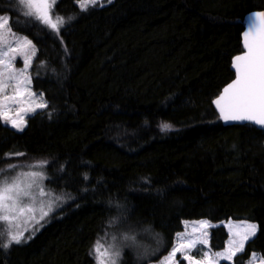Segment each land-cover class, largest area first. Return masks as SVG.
<instances>
[{"label": "trees", "instance_id": "obj_1", "mask_svg": "<svg viewBox=\"0 0 264 264\" xmlns=\"http://www.w3.org/2000/svg\"><path fill=\"white\" fill-rule=\"evenodd\" d=\"M261 9L264 0H111L81 11L59 0L57 35L0 0V17L35 46L31 85L47 103L22 131L0 119V178L42 164L66 200L31 239L0 246V264H97L92 247L111 236L128 244L118 264H148L186 221L214 224L217 252L228 220L257 228L232 263L264 258V131L223 125L211 104L233 79L244 16Z\"/></svg>", "mask_w": 264, "mask_h": 264}, {"label": "snow or ice", "instance_id": "obj_2", "mask_svg": "<svg viewBox=\"0 0 264 264\" xmlns=\"http://www.w3.org/2000/svg\"><path fill=\"white\" fill-rule=\"evenodd\" d=\"M57 0H18L19 5L26 9L25 14L32 17L50 31L57 35L66 23L61 16L54 15L53 9ZM111 3V0H107ZM81 11H87L90 5L95 6L97 0H77ZM69 21L72 19L68 18ZM11 37V39H9ZM245 52L238 55L233 60L236 78L223 89L222 94L214 100L221 119L240 123L254 124L264 129V13L254 15L250 19L248 30L244 34ZM36 55L35 46L27 37L17 36L12 32L7 17H0V119L17 130L22 131L25 123L23 116L13 119L10 115V104L28 103V108H18L17 112L35 111L37 108L47 107L43 101V95L32 92L30 89L31 78L27 73L31 67L33 58ZM22 57L24 61L23 69H15V60ZM14 82V83H11ZM23 86V87H22ZM9 87L14 89V94L8 95L5 90ZM37 100L39 102H37ZM169 125H163L162 130H168ZM23 177V178H22ZM29 177L31 179H29ZM37 177L43 178L41 173H21L11 181L0 180V246L5 249L13 243L20 244L31 239V236L24 237V231H28V223L40 224L53 210L56 204L62 199L56 197L55 201H50L46 207L37 209V196L48 195L42 186L36 183ZM39 188L38 192L33 188ZM43 205V201L40 202ZM39 211V217L36 213ZM23 218V219H21ZM19 221V224L16 222ZM202 227H206L207 222H200ZM16 225V231L12 230ZM20 224L24 226L21 227ZM42 226V225H41ZM247 231L239 239H230L228 246L223 252L212 253L209 248L204 252L197 245L207 246V239L195 236L179 240V247H174L169 259L181 252L182 258L188 264H219V260L233 261L238 252L243 251L244 243L251 236L255 235L256 225L246 226ZM38 230V229H35ZM7 236V241L3 238ZM208 233H201L202 237H207ZM131 239V237H125ZM197 248V254L203 253L200 260L191 255V250ZM93 251L97 255V264H117L120 256L118 249L111 245L105 247L100 241L94 246ZM253 261L257 259L255 255ZM264 264V260H261Z\"/></svg>", "mask_w": 264, "mask_h": 264}, {"label": "rangeland", "instance_id": "obj_3", "mask_svg": "<svg viewBox=\"0 0 264 264\" xmlns=\"http://www.w3.org/2000/svg\"><path fill=\"white\" fill-rule=\"evenodd\" d=\"M58 1L59 0H57V2ZM107 3H108L107 1H102V2L101 1H97V3L95 5L104 6ZM77 5H78V3H77ZM25 11H26V9H25ZM16 35L17 36H21V35H18V34H16ZM21 37H23V36H21ZM9 39H11V37H9ZM23 68H24L23 58L18 56L17 59L15 60V69L19 70V69H23ZM27 73L30 76L29 68L27 70ZM11 83H14V82H11ZM30 89H31L32 92H34V93L37 94V97H39V95L41 94V93H38V92L33 91L31 84H30ZM5 93L8 94V95H12V94H14V89L12 87H9V88H7L5 90ZM0 99H2V97H0ZM43 101L45 102L44 97H43ZM37 102H39V101L37 100ZM9 106H10V109H11V112H10L11 117L13 119H17L18 116H23L24 122H26V119L29 116H31L34 112H36L37 110L41 109V108H37L35 111H30L29 110V111H21V112L18 113L17 112V109L18 108H24V109H27L28 108L29 105H28L27 102L21 103L19 105H17V104H10ZM2 122H3V124H5V125L13 128V129H15V130H17V128L13 127L11 125V123L6 122L4 119H2ZM24 126H25V123L22 125V127L24 128ZM17 131H19V130H17ZM31 172H37V173H41L42 174V177L43 178L41 179V178L37 177L36 183L38 185L42 186L43 189H44V191L48 194V195H45L43 197L37 196V198H36L37 199V204H36L37 209H39L41 206H45L46 207V205L50 201H55L56 197H61L62 199L56 204V206L54 207V210L50 214H52V213L56 212L57 210H59L63 206V204L66 202V200L64 199L63 196L51 192L50 189L46 186V184H45V182H46L45 171L43 169V165L42 164H31V165H25L24 164V165L14 166V167H12V169H10L9 171H7L6 174L0 178V180H8V181H11L18 174H21V173H31ZM29 179H31V178L29 177ZM33 191L38 192L39 191V188H37V187L34 186ZM41 201H43V205L40 203ZM36 215H37V217H39V211H37ZM21 219H23V218H21ZM42 221H40V223ZM200 222H202V221H186V222H183L182 223V230H181V232H179V233H177L175 235V237L173 239L172 247L169 250V252L166 255H164L161 258H159L157 261L150 262L148 264H188V261H186V260H184L182 258V255H181V252L180 251H178L176 253V256L175 257H172L171 259H169V257H170V254H171L173 248L174 247H179V240L180 239H186L188 237L195 236L197 238H205V239H207V242H208V235H207V237H202L201 236V233H203V232L209 233V229L211 227H213L214 224L209 223V222L206 221L208 226L202 227ZM19 223H20L19 221L16 222V224H19ZM250 224L256 225L255 223L248 222V221H243V220H240V221H234V220L225 221L223 223V225H224V227L226 229V232H227V239L225 241L224 249L222 251H218V252H223L225 250V248L228 246V241L230 239L239 240L243 236V234L247 231L246 226L247 225H250ZM20 226L23 227L24 225L23 224H20ZM34 226H36V225H33L32 223H28L27 227H28L29 230L28 231H24V237H25L26 233L30 232L33 229ZM12 230L14 232L16 231V225L15 224L13 225ZM31 233H34V232H31ZM253 236H251L248 240H250ZM4 241L5 242L7 241V236L6 235L4 237ZM98 241H100L102 244H104L105 247L111 245L114 249H118L119 252H120V256H121V253H122L123 249H125L126 245H128L127 242H124L125 240H123V238L121 239L120 236L117 239H114L113 236H111L109 238L108 237H105V238H103L101 240H98ZM247 241H245V243ZM245 243H244V245H245ZM95 244H94V246H95ZM94 246L92 247L93 249H94ZM136 247L139 250L142 249V247L139 246V245H137V244H136ZM197 248H202L204 252H208V250H209L208 243H207V246H205V245H197ZM197 248H193L191 250V255L193 257H195L197 260H200L202 258V256H203V253H200L198 255L197 254ZM155 251H157V249ZM211 252L212 253H216V252H213V251H211ZM93 253H94L95 258L97 260L96 253L94 251H93ZM238 253H240V252H238ZM146 255H147V253H146ZM120 256L117 259V264L119 262ZM255 256L257 257V259L255 261H253V259L250 258L247 261L246 264H261V260H264V258H261V257H259L257 255H255ZM221 262H227L228 264L229 263L230 264H233L232 261L230 262L228 260H219V264ZM205 264H206V262H205Z\"/></svg>", "mask_w": 264, "mask_h": 264}, {"label": "water", "instance_id": "obj_4", "mask_svg": "<svg viewBox=\"0 0 264 264\" xmlns=\"http://www.w3.org/2000/svg\"><path fill=\"white\" fill-rule=\"evenodd\" d=\"M259 13H264V9H261V10H257V11H252V12H249L247 13L245 16H244V28H243V31L241 32V35H240V38H241V48H242V51L238 54H236L235 56L232 57L231 59V63H230V68L234 74L233 76V79L231 81H229L226 85H224L222 87V89L220 90V92L218 93V95L216 97H214V99L212 100L211 104H212V107L213 109L215 110V112L217 113L218 117H219V120L222 122L223 125L225 126H228V125H242V124H248V123H240V122H235V121H225L224 119H221L220 117V112L217 108V106L215 105L214 103V100H216L223 92V89L228 86L235 78H236V73H235V69L233 68V60L236 56L238 55H242L244 52H245V48H244V34L245 32L248 30V27H249V24H250V19L256 15V14H259ZM249 125H252L254 127H256L257 129H260V130H263L262 128H259L258 126L254 125V124H249Z\"/></svg>", "mask_w": 264, "mask_h": 264}, {"label": "crops", "instance_id": "obj_5", "mask_svg": "<svg viewBox=\"0 0 264 264\" xmlns=\"http://www.w3.org/2000/svg\"><path fill=\"white\" fill-rule=\"evenodd\" d=\"M221 251H222V250H221ZM253 255H257V256H258L257 253H252V254L250 255V258H252ZM250 258H249V259H250ZM249 259H248V260H249ZM246 263H247V262H246ZM246 263H245V264H246Z\"/></svg>", "mask_w": 264, "mask_h": 264}]
</instances>
